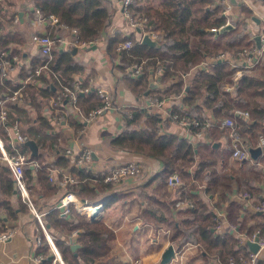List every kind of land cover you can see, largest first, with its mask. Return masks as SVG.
Segmentation results:
<instances>
[{"label":"trees","instance_id":"trees-1","mask_svg":"<svg viewBox=\"0 0 264 264\" xmlns=\"http://www.w3.org/2000/svg\"><path fill=\"white\" fill-rule=\"evenodd\" d=\"M166 1V9L162 12L153 15L144 14L149 20V26L160 32H158L157 41L159 45H148L143 41L142 43L136 42L133 37L134 33L131 34L132 36L120 33L108 35L106 53L112 62L119 60L116 69L124 74L125 82L136 97L145 98L146 95L159 94L158 91L161 93L160 88H154L152 81L154 69L158 64L164 71L161 82L165 85L170 83L173 77L181 76L183 72H188L202 63L211 53L208 46L215 40L225 39L229 45L235 47V51H239L243 46H250L247 34L244 33L245 28L238 27L234 32L225 28H221L218 33L207 31L213 28L219 29L224 25L225 19L221 14L222 6L213 15L211 23H203L209 13L204 14L198 20L192 19L194 6L197 2L208 3V0ZM34 6L43 16L55 15L61 23L67 24L71 29H76L82 42L97 41L110 27L115 13L114 5L110 0H34ZM200 9L203 12V8L200 7ZM240 11H243L247 17L251 15V12L243 5ZM0 14L5 16L3 6L0 8ZM190 18L191 23L187 28L186 23ZM0 25L4 26L1 21ZM187 29L192 32L197 31L199 38L190 41ZM135 33H140V31L136 30ZM128 40L133 42V47L128 51H117V48ZM1 41L2 49L7 50L9 42L3 38V35ZM218 44L221 43L218 42ZM223 49L227 51L224 46ZM144 61L143 73L132 77L128 73L129 68ZM44 62L45 58L39 53L30 66L36 68ZM50 68L69 85L73 84L76 79H81L76 76H79L83 69L76 61L73 50L66 51L59 48L53 52ZM28 72L29 68L24 67L20 70L17 79L10 81L0 79V96L7 93L8 88L18 89L21 86L18 81L25 79ZM233 72L228 62L216 63L208 71L198 74L199 78H192L188 83L189 86L182 79L168 85L163 95L181 97L179 104L173 103V114L191 116L203 123L211 118H214V121H221L226 117H231L236 108L248 109L251 113V122L242 121L241 135L244 139L250 137L251 140H258L261 135L264 137V61L257 63L256 69L239 80L236 94L224 91L225 84H233ZM41 80L50 86L49 91H37L28 87L24 91L23 106L13 107L11 111L12 117L20 119L25 137L35 141L38 146L37 156H31V159L37 161L40 168L34 169L31 165L23 168L32 203L39 210L38 200L58 195L57 185L49 180L50 168H57L70 171L76 178L77 183L70 185L69 190L74 192L80 200L90 204L103 203L104 207H109L115 200L111 195L106 197L105 192L112 190L114 186L103 183L97 171L90 169L88 165L73 168L72 155L67 154L66 150L57 144L60 134H54L51 120L49 117H43L49 96L56 94L55 86L50 75L42 76ZM246 89V96H261L262 101L251 104V101L243 94ZM79 99L86 114L102 105L100 98L94 92L80 95ZM121 114L124 124L117 134L104 140L106 146L116 150L141 153L160 160L163 164L161 172L151 178L147 185L155 184L156 191L161 193V191H166L169 177L179 174L184 185L177 189L181 194L177 199L187 198L193 202L192 206L186 208L187 219L184 218L182 224L177 225L175 221L171 222L175 231L173 240L177 247H182L186 243L199 244V247L207 254L220 258L221 264H228L230 257L239 252L248 253V249L241 246L238 238L230 233H224L223 229L215 228L218 223L215 208L204 203L201 196L192 194L197 184L203 181L201 178L205 173V165L215 163L214 158H209L208 162L201 159L200 146L204 145L203 147L212 152L214 143L210 141L211 136L219 133L218 138L227 137L228 132L211 127L206 131L204 140L194 145L189 139L181 138L173 133L162 135L161 125L164 117L158 110L150 109L149 106L126 109L121 111ZM75 124H77L76 128L80 127L79 123ZM198 131V128L190 130L194 136ZM0 137L4 139L1 128ZM246 142L249 145V142ZM230 143L229 139L227 149L230 148ZM4 145L7 151H11L6 139H4ZM18 147L27 154L31 153L26 144H19ZM51 156H53L52 161H50ZM221 157L226 160L223 155ZM15 196L18 197L17 205L13 201ZM59 198L60 195L56 203L50 204L52 207L48 211H39V213L65 263L110 264L111 259L108 256L116 239L114 231L103 221L92 222L87 214L79 213L74 207H71L69 216L63 215V212L56 208ZM177 199L169 203L170 208L176 205ZM197 199H199L198 202ZM30 210L18 191L13 174L7 162L1 158L0 152V229L7 230L9 220H14L20 213ZM2 215L5 216L2 217ZM160 220L165 221L163 218ZM262 226L263 224L256 225L245 230L251 237L259 228L264 233ZM244 228H246L245 225H241V229ZM74 231L77 232L76 237L72 236ZM74 243L79 244L76 251L72 249ZM36 256L43 257L41 264L54 263L53 251L45 233H42L41 239L37 241Z\"/></svg>","mask_w":264,"mask_h":264},{"label":"crops","instance_id":"crops-1","mask_svg":"<svg viewBox=\"0 0 264 264\" xmlns=\"http://www.w3.org/2000/svg\"><path fill=\"white\" fill-rule=\"evenodd\" d=\"M110 1L115 8L112 22L106 32L94 44L82 48H76L69 44H59L57 48L66 51L73 50L76 61L83 68L82 73L76 78H94L96 83L109 93L114 102V108L92 121L81 140L76 143L73 142L66 128L59 131L53 128L54 134H60L57 144L64 150L72 149L73 161L82 146L92 149L95 153L92 169L97 173L105 171L110 165L128 162L138 163L143 168L142 176L128 179L119 185H115L112 190L105 192L106 197L111 195L115 201L109 207H104L103 203H100L101 208L94 214L96 217L94 221L91 219L92 216H88L92 222L103 221L115 233L116 239L108 256L111 259L110 264H221L220 258L207 254L199 247V244L186 243L182 247H177L175 244L173 240L175 231L171 222L175 221L177 225H180L184 218L187 219L185 214L187 207L185 205L180 207L175 205L172 208L169 206V203L180 197L181 194L179 190L177 191L180 186L171 187L167 184L166 191L159 193L156 191L155 184L147 185L151 178L161 172L162 162L141 153L112 149L104 143L106 138L117 134L124 124L121 111L136 107H148V95L145 98L136 97L125 82L124 74L116 69L119 60L112 62L106 53L108 35L112 36L115 33L131 35V30L124 17L121 0ZM166 5V0H137L134 11L137 14L153 15L165 10ZM242 5L251 12L249 17L240 11ZM2 6L5 16L0 14V21L4 24V26L0 25V28L3 38L9 42L7 50L19 55L20 60L26 66H30L31 62L39 55V50L33 43L32 37L36 33L47 32L49 25L47 23H35L34 0H0V8ZM221 6L218 0H208V3L197 2L194 6L192 19L198 20L204 14L209 13L203 23H211L213 15ZM200 7L203 8V12ZM233 11L234 14H239L240 20L235 26L228 29L234 32L238 27L245 28L244 33L247 34L250 45L259 44V37L264 31V0H237ZM190 23L191 18L186 23L187 28H189ZM150 28L154 30L152 26ZM207 31L218 33L220 30L213 32L212 29H208ZM62 34L68 42L73 38L69 32ZM134 34V40L142 43L144 35L141 33ZM187 35H189L190 41L199 38L198 32H192L190 29H187ZM152 42L154 45H159L155 41ZM223 46L227 48V51L223 49ZM208 47L211 53L192 70L183 72L181 76L173 77L168 84L164 85L162 82L159 85L154 84L155 89L160 88L159 90H161V93L159 91L157 93L163 95L168 85L176 83L180 79L188 84L192 78H199L200 75L198 74L208 71L210 67L214 66L213 57L219 53L226 52L230 57H234L237 53L235 47L229 45L225 39L215 40ZM19 73L20 71L14 73L12 78L17 79ZM184 74L186 76L183 78ZM235 92L236 90H234V94H236ZM243 94L244 96L247 95V89ZM246 97L251 101V104L262 101L260 100L262 99L261 96L250 95ZM169 98L172 103L179 104L181 102L179 96L173 95ZM43 117H49L48 106L44 108ZM76 122L79 123L74 117V126L77 125ZM226 131L228 132V130ZM168 133L187 138L194 145H198L205 138V135L200 139L195 138L191 132L187 133L171 120L164 118L161 134ZM218 134L215 133L211 136L210 141L214 143L212 152L203 147L204 145L200 146L201 159L207 161L209 158H214L215 163L205 165V173L201 178L203 181L197 184L192 194L201 196L204 203L214 207L218 218L220 217L223 223L222 231L237 238L239 231L247 233V229L262 224V228L264 227V213L255 210L256 204L264 199V151L255 156L250 153L251 149L260 148L258 142L263 135L258 140L245 137L250 145V157L245 162L240 163L232 156L233 147L231 143L230 148L227 149L226 147L230 139L229 132L227 137L218 138ZM221 155L226 160L222 159ZM52 160L53 156L50 157V161ZM245 194H249V196ZM57 198L58 195L38 200L39 210L35 207L37 213L41 215L39 211H48L52 207L50 204L56 203ZM17 199V196L13 198L16 205ZM180 200L184 199H177V202ZM198 201L199 199H197ZM160 218L165 221H161ZM241 225H245L246 228L241 229ZM232 226L237 227L233 228ZM7 227L14 235L10 240L0 243V264H36L37 241L41 239L42 233L45 231L38 223L34 212L30 210L20 213L16 219L9 220ZM172 245L175 251L180 253L174 254L170 260L165 261L164 255ZM261 260L264 264V253L261 255Z\"/></svg>","mask_w":264,"mask_h":264},{"label":"built area","instance_id":"built-area-1","mask_svg":"<svg viewBox=\"0 0 264 264\" xmlns=\"http://www.w3.org/2000/svg\"><path fill=\"white\" fill-rule=\"evenodd\" d=\"M222 5V16L225 19L224 25L219 29L213 28V32L219 31L221 28L235 26L240 16L238 13L234 14V4L230 0H218ZM124 9V17L127 22V26L131 30V34L139 30L141 34L148 36L152 41L157 42L159 33L152 30L149 26V20L144 14H137L134 11V7L137 0H121ZM36 19L35 23H47L49 29L47 32L36 33L32 37L33 43L37 46L39 53L45 58L43 65H39L36 68L26 66L21 60L19 55L13 54L7 50L2 49L1 35L2 30L0 28V79L12 80V75L19 72L22 68H29L28 76L25 79L19 80L18 84L21 85L18 89L13 90L8 88L7 93L0 96V128L3 130L4 139L7 140L11 151H7L4 145V139L0 137V152L1 158L7 162L10 168L13 178L16 183V187L20 192L22 198L27 202L31 211L36 215L40 225L45 231V235L49 241L50 247L54 255L53 264H66L62 258L61 253L56 247L53 238L45 229V225L42 216L39 215L35 209L29 197V190L26 186L23 168L26 165H31L34 169H39L40 165L37 161L31 159V153L27 154L18 147L19 144H25L27 138L22 132L21 121L19 118L11 116L13 107H21L25 102V89L32 87L37 91L50 89L47 83L42 82L41 77L44 75H50L53 78V85L55 86L56 94H51L48 100L49 119L53 125V128L61 130L66 128L70 133L74 143L81 140L86 132L88 125L103 113L114 108L113 101L109 93L100 85H98L94 78L76 80L73 84H66L60 76L50 68V63L53 59V52L57 48V44H69L76 48H82L94 44L95 42H82L79 37V33L76 29H71L67 24L61 23L59 18L55 15L45 17L41 14L39 9H35ZM18 21V18H16ZM69 32L73 37L70 42L66 41L64 34ZM259 44H251L250 46H244L237 51L234 57H230L226 52H221L214 56V62H228L233 70L232 81L233 84H225L224 91L228 93H234L237 88L239 80L246 74L250 73L257 65V63L264 61V31L260 35ZM142 41V39H141ZM133 47V42L128 40L122 43L117 51H128ZM142 63H136L129 72L133 77H137L143 73ZM213 64V65H215ZM152 77L153 85L161 84L163 69L158 64ZM192 70V69H191ZM186 74L183 75V78ZM94 92L100 98L102 105L92 110L89 113H85L80 105V95H86ZM147 104L150 108L156 109L167 118L185 130L187 133L193 128H198L199 131L195 135V138L199 139L204 137L206 131L211 127L218 129L228 130L231 145L233 147L232 156L240 163L249 159V147L246 140L241 135L242 121L251 122V113L248 109L236 108L233 111L231 117H226L221 121L208 120L201 122L196 118H192L187 115H180L178 113H172L173 103L171 99L162 94H150L147 96ZM74 117L79 121L80 127L76 128L73 125ZM258 147H264V138L261 137L258 142ZM66 153L72 155V149H66ZM94 161V152L87 146H82L72 163L73 168H81L84 165H88L92 169ZM93 170V169H92ZM143 168L140 164L134 162L121 163L110 165L105 171L98 173L101 176V181L105 184H112L113 186L119 185L122 182L140 177ZM49 180L58 187V195H60L59 203L56 208L63 212V215L69 216L71 213V207H74L79 213L93 216L98 212L100 203L90 204L87 201H82L78 196L69 190L70 185L77 183V180L70 171H63L57 168H50ZM168 185L183 186L184 181L179 174H174L169 177ZM249 196V194H245ZM185 205L190 207L193 202L188 199L180 200L176 203V206L180 207ZM255 210L264 213V199L259 201ZM222 221L218 218V223L215 228L222 229ZM233 228L237 226H232ZM14 233L10 230L0 229V243H4L13 237ZM73 237L77 236V232L74 231ZM237 238L241 242V246L248 249V253L239 252L237 255L231 256L228 264H263L261 255L264 253V233L261 229H258L251 237L245 231H239ZM258 239V240H257ZM259 245L257 253L250 251L248 242H256ZM174 248V246L172 245ZM180 252L175 251L174 254L178 255ZM43 257L36 256V264H41Z\"/></svg>","mask_w":264,"mask_h":264},{"label":"water","instance_id":"water-1","mask_svg":"<svg viewBox=\"0 0 264 264\" xmlns=\"http://www.w3.org/2000/svg\"><path fill=\"white\" fill-rule=\"evenodd\" d=\"M234 5L236 4V1L237 0H230ZM124 10V9H123ZM229 27H226L225 29H228ZM143 42L145 43V44H148V45H154V42H152L151 41V39L148 37V36H145L144 38H143ZM29 148H30V150H31V155L32 156H37V154H38V146H37V144L35 143V141H33V140H29V139H27V141H26V143H25ZM264 151V147L263 148H256V149H251L250 150V153L253 155V156H255V155H260L262 152ZM94 155H95V153H94ZM101 208V206L100 207H98V210ZM95 215H93L92 217H91V219L94 221L95 220ZM45 229L47 230V228L45 227ZM258 240V239H257ZM257 240H256V242L254 243H252V242H248V247H249V249H250V251H252L253 253H257L258 252V250H259V245L257 244ZM79 248V244H77V243H74L73 245H72V249L74 250V251H76L77 249ZM174 255V248L171 246L167 251H166V253H165V255H164V260L165 261H168V260H170V258L172 257Z\"/></svg>","mask_w":264,"mask_h":264},{"label":"rangeland","instance_id":"rangeland-1","mask_svg":"<svg viewBox=\"0 0 264 264\" xmlns=\"http://www.w3.org/2000/svg\"><path fill=\"white\" fill-rule=\"evenodd\" d=\"M252 153V152H251ZM143 175V171H142V173H141V175L140 176H142ZM49 233V232H48ZM50 234V233H49ZM51 235V234H50ZM52 237V236H51ZM53 238V237H52ZM65 262V261H64Z\"/></svg>","mask_w":264,"mask_h":264}]
</instances>
